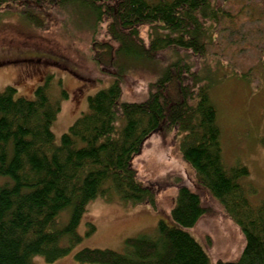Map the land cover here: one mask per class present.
<instances>
[{
    "label": "trees",
    "instance_id": "trees-1",
    "mask_svg": "<svg viewBox=\"0 0 264 264\" xmlns=\"http://www.w3.org/2000/svg\"><path fill=\"white\" fill-rule=\"evenodd\" d=\"M227 4L223 0H0V20L13 7L28 23L42 27L44 16H49L37 7H52L70 22L79 21V28L91 31L95 60L111 68L112 78L108 86L88 96L86 110L59 141L52 125L61 103L50 95L51 76L36 87L34 98L17 96L14 85L0 91V264H38L37 257L53 263L70 254L83 240L79 225L98 197L156 208L155 191L139 178L133 162L158 131L174 132L198 185L243 232L240 258L214 264H264V198L253 204L246 195L251 191L243 182L250 175L246 165L226 164L212 94L226 77L251 79L250 73H239L221 61L218 49H213L220 47L225 33L244 39V31L235 25L238 15ZM253 11L257 12L256 6ZM263 16L261 10L260 20ZM103 32L108 41L99 39ZM257 48L264 66V26L258 32ZM147 68L153 77L145 95L125 98L126 79ZM61 95L68 98L64 89ZM64 212H68L66 222L61 218ZM206 212L200 193L181 185L169 223L160 219L151 232L126 239L122 252L84 248L75 260L213 264L190 232ZM88 226L86 236H91L96 226L91 222Z\"/></svg>",
    "mask_w": 264,
    "mask_h": 264
},
{
    "label": "rangeland",
    "instance_id": "rangeland-1",
    "mask_svg": "<svg viewBox=\"0 0 264 264\" xmlns=\"http://www.w3.org/2000/svg\"><path fill=\"white\" fill-rule=\"evenodd\" d=\"M223 1L238 15L235 25L244 31V39L225 33L220 47L213 49H218L215 51H219L221 61L229 62L239 73H250L251 79L226 77L214 86L212 94L219 110L225 162L229 166L242 162L248 167L250 175L243 182L251 191L245 193L256 204L264 198V66L257 48L258 32L264 26V19L260 20L264 1ZM255 6L257 12L253 11ZM37 8L39 12L47 11L49 16H44L42 27L28 23L13 7L0 20V91L14 85L18 89L17 96L34 98L36 87L51 76L50 95L61 103L52 125L59 141L86 110L88 96L108 86L112 79L111 68L95 60L89 29L79 28V21L70 22L67 15H61L55 8ZM99 39L109 40L106 32ZM151 71L150 68L136 70L126 79L125 98L139 99L145 95L148 80L153 77ZM63 89L68 98H62ZM174 138V132H155L134 158L139 178L155 191L156 208L148 204L129 205L118 197L113 201L98 197L88 205L79 225L82 242L53 263H46L42 257L35 261L38 264H81L75 260V254L84 248L124 251L126 239L155 229L160 219L169 223L167 219L181 185L198 191L207 208L190 232L209 254L211 262L237 261L245 245L241 228L221 204L198 185L194 171L183 159ZM61 218L66 222L68 212ZM89 222L96 226V231L86 236Z\"/></svg>",
    "mask_w": 264,
    "mask_h": 264
}]
</instances>
